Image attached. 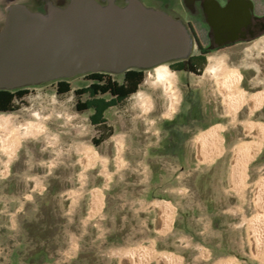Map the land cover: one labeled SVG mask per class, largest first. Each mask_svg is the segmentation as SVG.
Returning a JSON list of instances; mask_svg holds the SVG:
<instances>
[{
  "label": "rangeland",
  "instance_id": "rangeland-1",
  "mask_svg": "<svg viewBox=\"0 0 264 264\" xmlns=\"http://www.w3.org/2000/svg\"><path fill=\"white\" fill-rule=\"evenodd\" d=\"M21 2L34 8V0ZM142 3L160 9L154 0ZM173 11L190 19L183 6L166 12ZM194 28L206 45L204 23L195 20ZM162 65L177 98L173 112L156 67L145 72L138 92L107 111L105 127L93 126L90 112L76 110L75 91L88 85L86 75L68 79L67 94H57L56 81L28 87L19 110L0 113V138L20 136L10 160L0 141V264H11L13 253L18 264H126L121 255L139 247L170 254L177 264L229 258L261 264L251 253L245 224L254 214L252 183L264 175V142L241 193L232 186L230 168L234 148L257 141L246 124H264V36L211 53L200 75ZM232 69L245 95L263 94L259 109L251 112L245 104L235 117L227 113L218 81ZM114 78L121 82L122 74ZM212 127L221 129L222 150L201 163L197 136ZM86 149L96 158L83 171ZM97 189L103 205L89 218ZM157 201L174 209L162 233Z\"/></svg>",
  "mask_w": 264,
  "mask_h": 264
},
{
  "label": "water",
  "instance_id": "water-1",
  "mask_svg": "<svg viewBox=\"0 0 264 264\" xmlns=\"http://www.w3.org/2000/svg\"><path fill=\"white\" fill-rule=\"evenodd\" d=\"M45 1L44 13L24 3L8 7L0 30V91L89 73L147 72L186 60L193 51L184 21L141 0H69L64 7ZM208 3L207 23L219 44L235 42L239 26L233 22L249 20L252 1L229 0L222 10L217 0Z\"/></svg>",
  "mask_w": 264,
  "mask_h": 264
},
{
  "label": "bare ground",
  "instance_id": "bare-ground-1",
  "mask_svg": "<svg viewBox=\"0 0 264 264\" xmlns=\"http://www.w3.org/2000/svg\"><path fill=\"white\" fill-rule=\"evenodd\" d=\"M167 68L166 66L162 65L157 67L155 72L157 79L163 82L165 87L164 90L170 94L171 108L169 111L173 112L177 98L174 96V92H171L172 87L170 81V71ZM212 70L217 72L215 68ZM240 80L241 77L238 71L232 69L226 71L218 81L221 91L224 94V102L228 111L227 113L231 114L233 117H235L236 112L242 105L248 104L250 111L253 112L259 109L263 104V94L254 93L249 96L245 95L239 87ZM245 128L247 134L254 133L256 135L257 141L252 143H243L241 145H237L234 148L232 162L230 161V181L233 188H235L240 193L248 185V166L259 153L264 142V124L248 122ZM28 129H31V127ZM220 133V128L212 127L197 136L198 158L201 163L212 162L217 156L220 155L222 150V138ZM24 134L28 135L29 130H27ZM25 135L22 136L25 137ZM19 137L18 139L13 137L15 139H13L11 142L7 141V138H0L4 153L7 154L9 160L15 156ZM95 158V151L91 149L85 150L84 156L81 159L83 171H86L91 166L89 162ZM6 167L8 168V165ZM102 200L103 198L100 191L98 189L93 190L91 194L89 218L93 217L101 210L103 205ZM251 201L254 214L251 218H249V220L246 219L247 224H245L247 225L249 235L248 242L250 244L253 257L260 261L261 264H264V175H261L252 183ZM154 205L160 212V215H158L160 216L158 232H165L172 224L174 209L171 205L163 201H157L154 203ZM121 256L126 260V264H149L153 261H155L157 264H177L176 258L172 255L166 253H155L151 247H139L135 250H128ZM217 264L239 263L235 259L229 258L226 260H220Z\"/></svg>",
  "mask_w": 264,
  "mask_h": 264
},
{
  "label": "trees",
  "instance_id": "trees-1",
  "mask_svg": "<svg viewBox=\"0 0 264 264\" xmlns=\"http://www.w3.org/2000/svg\"><path fill=\"white\" fill-rule=\"evenodd\" d=\"M195 62L197 65H195ZM206 58L200 55H192L186 60L169 63L174 70H181L200 75L205 66ZM88 85L75 91L76 110L78 112H90V123L95 127H105L107 124L106 113L109 109L119 107L133 94L138 92L145 79V72L130 70L122 74V81L107 73L86 74ZM28 87L16 90L0 91V113H12L20 109L22 100L28 94ZM72 90L68 79L56 81V92L59 95L67 94ZM191 92L188 91L186 99ZM185 99V101H186Z\"/></svg>",
  "mask_w": 264,
  "mask_h": 264
},
{
  "label": "flooded vegetation",
  "instance_id": "flooded-vegetation-1",
  "mask_svg": "<svg viewBox=\"0 0 264 264\" xmlns=\"http://www.w3.org/2000/svg\"><path fill=\"white\" fill-rule=\"evenodd\" d=\"M54 4L65 6L67 4V1L65 0H52ZM219 2V10H222L228 3L229 0H217ZM253 3V8L251 10V17L249 20H246L245 18L236 19L233 22V26L237 27L239 26V31L235 35L236 41L235 42H226L223 44H219V41L221 38L217 37L210 26L207 23V14L205 12L206 9H209V3L208 0H195L194 2L188 1L187 3H184V9L186 13L190 16V19H184L181 15H179L178 11H173L171 14L175 18L181 19L184 21L191 33L193 34V40H194V46L196 48V52L194 53L192 51L191 56L193 55H200V57L207 58L208 55L211 53L224 49L226 47H230L239 43H247L254 41L262 36H264V0H251ZM119 4V0H117ZM125 2V1H124ZM34 8L31 10L39 11V12H46L47 10V3L45 0H34ZM199 21L201 24L204 23V25L207 28V37H208V43L204 45L200 42L198 35L196 33V30L194 28V21ZM223 38L228 39V34L224 35ZM178 62V61H177ZM174 63V62H173ZM195 65L196 62H195ZM176 72L182 73L185 72L181 70V68H178ZM189 73V72H186Z\"/></svg>",
  "mask_w": 264,
  "mask_h": 264
},
{
  "label": "crops",
  "instance_id": "crops-1",
  "mask_svg": "<svg viewBox=\"0 0 264 264\" xmlns=\"http://www.w3.org/2000/svg\"><path fill=\"white\" fill-rule=\"evenodd\" d=\"M27 1L28 3H31L33 0H27ZM66 1L68 2L69 0ZM98 1H102V0H98ZM154 1L158 2L160 4V9L164 11H169L170 9L178 10L179 7L181 6L184 7V0H154ZM15 2L22 3L21 0H0V30L4 25L7 16L8 7ZM19 259L20 258L17 255V253H13L9 257V261L11 264H18Z\"/></svg>",
  "mask_w": 264,
  "mask_h": 264
}]
</instances>
